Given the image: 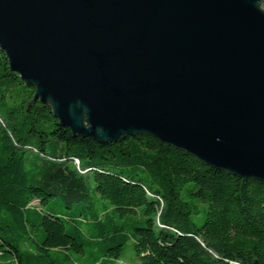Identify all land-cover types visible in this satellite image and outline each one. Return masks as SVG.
<instances>
[{"label": "water", "instance_id": "1", "mask_svg": "<svg viewBox=\"0 0 264 264\" xmlns=\"http://www.w3.org/2000/svg\"><path fill=\"white\" fill-rule=\"evenodd\" d=\"M263 1L0 0V50L73 136L264 180Z\"/></svg>", "mask_w": 264, "mask_h": 264}, {"label": "trees", "instance_id": "2", "mask_svg": "<svg viewBox=\"0 0 264 264\" xmlns=\"http://www.w3.org/2000/svg\"><path fill=\"white\" fill-rule=\"evenodd\" d=\"M33 93L0 50V264H120L129 241L139 264H264V180L73 136Z\"/></svg>", "mask_w": 264, "mask_h": 264}, {"label": "rangeland", "instance_id": "3", "mask_svg": "<svg viewBox=\"0 0 264 264\" xmlns=\"http://www.w3.org/2000/svg\"><path fill=\"white\" fill-rule=\"evenodd\" d=\"M131 245H132V242L129 241L127 245L125 246L124 253L122 255V262H120V264H139L137 259H135L134 252L131 248ZM73 260L77 261V256L75 254L71 256V261H68L65 264H80L78 263L79 261L75 263Z\"/></svg>", "mask_w": 264, "mask_h": 264}]
</instances>
